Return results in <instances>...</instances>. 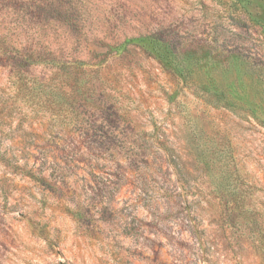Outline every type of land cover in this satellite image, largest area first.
I'll return each mask as SVG.
<instances>
[{"label":"rangeland","instance_id":"obj_1","mask_svg":"<svg viewBox=\"0 0 264 264\" xmlns=\"http://www.w3.org/2000/svg\"><path fill=\"white\" fill-rule=\"evenodd\" d=\"M0 264H264V0H0Z\"/></svg>","mask_w":264,"mask_h":264}]
</instances>
